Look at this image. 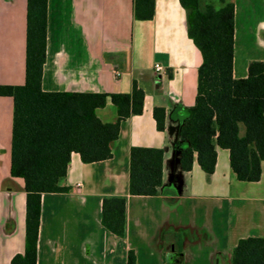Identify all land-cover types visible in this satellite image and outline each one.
I'll list each match as a JSON object with an SVG mask.
<instances>
[{
  "label": "crops",
  "instance_id": "1",
  "mask_svg": "<svg viewBox=\"0 0 264 264\" xmlns=\"http://www.w3.org/2000/svg\"><path fill=\"white\" fill-rule=\"evenodd\" d=\"M205 1L234 4L233 77L247 78L252 62H264V0ZM134 2L48 0L43 91L131 94L136 82L145 101L143 114L122 121L111 159L85 164L73 153L62 181L70 192L42 195L37 264H127L130 251L137 264H231L240 240L264 238V162L256 183L238 181L221 148L210 178L197 160L182 170V109L195 105L202 56L180 0H155L150 21L135 19ZM26 43L27 0H0L1 86L25 84ZM155 107L168 111L164 132ZM97 116L112 123L117 110L108 102ZM12 128L13 100L0 97V264L25 252L27 196L11 176ZM134 147L164 150L162 195H129ZM107 197L127 198L125 238L102 225Z\"/></svg>",
  "mask_w": 264,
  "mask_h": 264
},
{
  "label": "trees",
  "instance_id": "2",
  "mask_svg": "<svg viewBox=\"0 0 264 264\" xmlns=\"http://www.w3.org/2000/svg\"><path fill=\"white\" fill-rule=\"evenodd\" d=\"M188 20V36L202 56L195 105L182 109L180 164L191 172L197 160L210 178L217 148L230 153L232 172L240 182L256 183L264 162V62H252L248 76L233 77L235 6L216 8L205 0H180ZM48 0H27L26 80L22 86H1L0 97L13 100L11 176L24 181L26 192L25 252L11 264H37L43 194L69 193L62 185L71 156L85 164L109 160L122 121L143 114L145 91L136 82L131 94L45 92L42 88L47 49ZM155 0H135L134 17L150 21ZM110 102L115 122H103L97 110ZM167 109L155 107L159 131L166 130ZM164 150L134 147L130 152L129 195H162ZM178 200V199H176ZM127 198L107 197L102 225L125 238ZM127 264H137L134 251ZM231 264H264V238L242 239Z\"/></svg>",
  "mask_w": 264,
  "mask_h": 264
},
{
  "label": "rangeland",
  "instance_id": "3",
  "mask_svg": "<svg viewBox=\"0 0 264 264\" xmlns=\"http://www.w3.org/2000/svg\"><path fill=\"white\" fill-rule=\"evenodd\" d=\"M209 3H211V2H209ZM211 4H213L216 8H220V7H221V4H220L218 1H214V2L211 3ZM135 208H137V207L135 206ZM132 212L134 213V208H133ZM136 213H137V212H136Z\"/></svg>",
  "mask_w": 264,
  "mask_h": 264
},
{
  "label": "built area",
  "instance_id": "4",
  "mask_svg": "<svg viewBox=\"0 0 264 264\" xmlns=\"http://www.w3.org/2000/svg\"><path fill=\"white\" fill-rule=\"evenodd\" d=\"M155 71H156L157 73H160V72H163L164 69H163V67H161L160 65H156V66H155Z\"/></svg>",
  "mask_w": 264,
  "mask_h": 264
}]
</instances>
